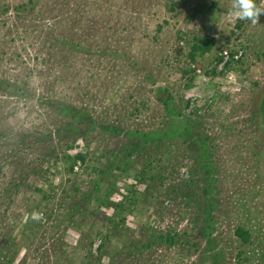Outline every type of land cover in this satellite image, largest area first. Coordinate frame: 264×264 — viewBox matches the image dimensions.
Here are the masks:
<instances>
[{
	"label": "rangeland",
	"instance_id": "obj_1",
	"mask_svg": "<svg viewBox=\"0 0 264 264\" xmlns=\"http://www.w3.org/2000/svg\"><path fill=\"white\" fill-rule=\"evenodd\" d=\"M173 1L0 0V264H264V14ZM159 96L209 138L206 181L192 140L130 157L103 132L161 121ZM59 105L97 124L66 133Z\"/></svg>",
	"mask_w": 264,
	"mask_h": 264
},
{
	"label": "trees",
	"instance_id": "obj_2",
	"mask_svg": "<svg viewBox=\"0 0 264 264\" xmlns=\"http://www.w3.org/2000/svg\"><path fill=\"white\" fill-rule=\"evenodd\" d=\"M181 1L182 0L173 1V3L175 4V7L177 6V8H175V7L171 8L172 12L175 11L176 14H178L180 12L179 9L181 7H179V5H180ZM200 3H201V1H200ZM211 5L213 7H215L218 5V3L213 2ZM213 41H214L213 37L207 36L204 38V43H202L203 45L201 44V46H200V43H197L194 45L195 49L197 48L202 54L203 53L205 54L206 51H209L212 49L213 45H211V43ZM181 52L182 51L179 49L176 53L180 54ZM149 54H151L153 56L154 55L157 56L155 51L153 52V54L150 51ZM151 55H149V56H151ZM228 65H230V64H228ZM184 73L187 74V71H184ZM148 76L150 79L153 75L148 74ZM157 100L162 105L165 106L164 108H166V110L168 109V106H169L168 98H162L159 96ZM57 107H58L57 109L59 110V112H61L63 114V116H66L67 119L69 118V122L67 121L64 124L65 125L64 129L66 130V133L69 132L71 134L72 132H74V130H78V128L81 129L85 122H87L89 124L91 129H93L94 125L97 124V122L95 120H93V117L89 113H87L85 110H79L73 106H66V105H59ZM167 111L169 114L167 116L163 115L162 117H164V118L161 121L157 120V121H155L154 124L149 123V124L145 125L144 127H142V126H139V127L131 126L132 128L123 131L122 129H120V126H112L111 124H105V126H102L101 128L104 130L103 132H106L109 134L124 136L126 138L125 139L126 141L129 139L130 144L133 148L132 149L133 151L128 152V154L127 153H124V154H126L127 156H130V157H133L135 155V152H138V154H141V152L145 150V148L147 147V144H148L150 146H148L147 149L153 148L155 151H157L156 152L157 154H153V156H152V157H154V159H156V156L158 157V153H160L162 155L164 152H167L165 149H162L163 147H165V146L169 147L170 145L175 144L178 140H183L184 142H186L187 140H192L193 144L191 145V148L195 149V151H197V155H196L197 159L196 160H197V163L199 165V169L202 170V175H201V176H203L202 180L206 181L207 171H209V169H212V167H211L212 162L210 159L211 157L208 154L209 153L208 150H206V145L209 142V138L204 137L201 140L195 139V137L192 135L193 132H192L190 123L187 122L186 120L182 119L180 113H175L174 110L169 111V109ZM65 112H67V114ZM178 117H179V119H178ZM72 120L74 121L73 123H72ZM86 127H88V126H86ZM58 136H61V130H59ZM111 155L116 156V154H114V153H111ZM160 158H158V159H160ZM62 159L65 160L66 163H68V170L70 172H72L74 170V167L77 165L78 162H82L83 164L86 163L87 155L85 153H82V152H78L75 154L63 153ZM160 161H159V163H161ZM153 163H154V161L152 163L147 161L146 167H148L150 169V167L153 166ZM146 167H144L145 171H146ZM143 174H145L144 171H143ZM160 178H163V177H160ZM98 186L99 185H95L94 189H96ZM205 191H206V197L204 196V200H206L205 204L207 205V210H208L209 208L211 209V207L213 206V203H211L209 201L210 200V198L208 196L209 189L207 188V189H205ZM211 219H215V218L214 217L213 218L207 217L206 222H211ZM202 226H203V224H202ZM202 226H201V233L200 234L204 238L205 242L207 244L213 242V240H214L213 239L214 238L213 237L214 226L213 227L211 226V233H209V234L205 233L206 228H205V226H203V228H202ZM235 233L242 239L243 243H248L250 241L251 232H249L248 230H245L242 227H238L236 229ZM159 240L160 241H168L169 243H172L173 238L170 235H167L166 237L161 236L159 238Z\"/></svg>",
	"mask_w": 264,
	"mask_h": 264
},
{
	"label": "clouds",
	"instance_id": "obj_3",
	"mask_svg": "<svg viewBox=\"0 0 264 264\" xmlns=\"http://www.w3.org/2000/svg\"><path fill=\"white\" fill-rule=\"evenodd\" d=\"M261 14H264V8L258 5L257 0H232V7L228 10L229 16L252 24L258 23Z\"/></svg>",
	"mask_w": 264,
	"mask_h": 264
},
{
	"label": "built area",
	"instance_id": "obj_4",
	"mask_svg": "<svg viewBox=\"0 0 264 264\" xmlns=\"http://www.w3.org/2000/svg\"><path fill=\"white\" fill-rule=\"evenodd\" d=\"M225 54L227 55V52H225Z\"/></svg>",
	"mask_w": 264,
	"mask_h": 264
}]
</instances>
